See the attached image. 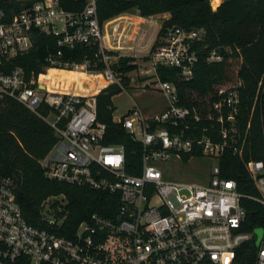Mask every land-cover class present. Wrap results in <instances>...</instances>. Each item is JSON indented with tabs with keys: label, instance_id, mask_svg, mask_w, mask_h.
<instances>
[{
	"label": "built area",
	"instance_id": "2783aa9c",
	"mask_svg": "<svg viewBox=\"0 0 264 264\" xmlns=\"http://www.w3.org/2000/svg\"><path fill=\"white\" fill-rule=\"evenodd\" d=\"M219 2L209 0V5L214 9ZM96 4L84 0L77 12L64 9L58 0H36L15 12L0 7V97L15 99L52 127L55 141L38 160L43 175L106 190L117 199L113 209L92 211L63 234V194L43 198L40 220L34 223L17 201L16 179L0 173V264H242L237 248L246 241L254 245L249 264H264V230L255 244L254 227L240 229L244 209L235 181L221 176L217 164L226 146L240 155L243 139L239 146L231 144L239 80L211 103L215 114L205 118L215 125L201 126L195 133L200 114L179 104L175 84L154 71L156 64L172 66L186 79L200 57L217 62L223 55L216 48L201 54L202 27L169 25L157 34L161 23L145 44L132 36L126 51L115 52L125 46L112 48L104 34L114 39L119 22L99 21ZM34 30L56 35L59 48L45 56L49 66L44 72L26 77L21 66L7 65L10 57L30 47ZM76 43L96 44L93 56L80 61L59 57L60 47ZM143 47L152 65V76L144 84L156 90L165 105L144 115L133 101L112 119L141 143L138 172L130 173L123 144L103 142L105 123L96 117V94L112 83L122 87L121 73L112 63L119 55L136 56ZM48 67L87 73L92 86L74 90L61 87L58 80L54 87L40 83ZM42 103L48 108L45 113L37 112ZM149 120L159 124L150 127ZM183 153L189 160L210 159L200 179H177L165 172L161 163L181 162ZM244 166L257 191L253 198L264 205V162L249 158Z\"/></svg>",
	"mask_w": 264,
	"mask_h": 264
},
{
	"label": "trees",
	"instance_id": "16d2710c",
	"mask_svg": "<svg viewBox=\"0 0 264 264\" xmlns=\"http://www.w3.org/2000/svg\"><path fill=\"white\" fill-rule=\"evenodd\" d=\"M33 1L36 0H0V7L15 12ZM58 2L64 9L77 12L81 10L84 0ZM130 8H135L142 16L168 12L157 34L169 25L202 27L204 37L199 45L204 47L201 54L216 48L223 55V59L217 62H207L200 57L193 66L192 75L186 79L177 75L175 67L162 64L154 66L159 79L170 80L175 84L178 103L200 114L201 119L195 122L196 127L193 128L195 133H199L201 126H208L209 123L215 125L213 119L205 118L215 114L211 103L239 80V100L231 144L239 146L243 139L240 155L232 152L231 145L226 146L217 164L221 176L235 181L238 202L244 209L240 229L251 230L261 226L264 230V205L253 198L257 191L244 166V160L249 158L264 162V0H220L214 9L210 7L209 0H97L96 4L99 21ZM58 48L56 35L34 30L30 47L10 57L7 67L19 65L26 77L36 76L49 66L45 56L55 53ZM95 49L96 44L62 46L59 57L80 61L85 56L92 57ZM133 60L132 56L119 55L116 62L112 63V67L121 73L122 87L129 81L125 73L136 67ZM39 79L40 83L45 82L50 87H54L57 80L61 82V87L74 90H86L92 86L89 74L53 67H48ZM120 88L112 83L96 94V117L105 123L103 142L122 143L125 170L136 173L141 143L131 137L120 121H113L111 116V96ZM47 109L42 103L37 112L45 113ZM149 124L154 127L159 122L149 120ZM54 141L52 127L37 113L13 98L0 97V173L16 179L17 201L31 222L40 220V202L43 198L50 194H63L66 211L60 232L68 234L90 212L106 213V209H113L117 199L114 193L106 190L45 177L38 160ZM187 155H181L182 161H186ZM253 248V243L249 241L239 245V263H250Z\"/></svg>",
	"mask_w": 264,
	"mask_h": 264
},
{
	"label": "rangeland",
	"instance_id": "374dc122",
	"mask_svg": "<svg viewBox=\"0 0 264 264\" xmlns=\"http://www.w3.org/2000/svg\"><path fill=\"white\" fill-rule=\"evenodd\" d=\"M24 1V0H18ZM168 12L156 13L148 15V18L152 17L156 23H161V21L168 17ZM142 15H139L135 8H130L124 12H120L108 18H115L118 24L117 30L119 34L115 36L119 39H113L110 37V43H113L115 47L123 45L125 47L120 49H115V52L126 51V45L131 43L130 40L132 36H137V31L139 30L138 25L141 22ZM144 21V20H143ZM147 25V24H146ZM141 25L140 29H144V34L141 37L140 44H145L146 39L149 36L148 26ZM130 37V39H128ZM136 39V38H135ZM112 45V44H111ZM147 48L143 47L137 51V55L133 57V62L136 67L127 72L129 78L128 85L120 88L117 93L111 96V102L113 105V110L111 113L112 119H117L120 114L124 113L125 110L135 101L144 115L153 114L154 111L165 105V100L161 95L154 89L150 88L148 84H144V81L152 76V65L149 61V56L147 55ZM210 163L208 158L199 159H187L186 161L174 162L167 161L161 163L162 167L169 177L177 179H200V175L207 170Z\"/></svg>",
	"mask_w": 264,
	"mask_h": 264
},
{
	"label": "crops",
	"instance_id": "0c3cea01",
	"mask_svg": "<svg viewBox=\"0 0 264 264\" xmlns=\"http://www.w3.org/2000/svg\"><path fill=\"white\" fill-rule=\"evenodd\" d=\"M140 17H142V20H141V22H139V25H138L139 30L137 31V36L140 38L139 40H141V37L145 31H144V29H142V27L140 29V26L143 24L144 25L147 24L146 26H148L149 36L147 37L146 41H148L149 38H151V36L155 32L156 27H157V23L155 22V20L152 19V17H150V18H148V16H140ZM56 69H58V68H56ZM163 108H164V105L161 108H159L158 110L154 111V113L161 111ZM148 115H151V114H148Z\"/></svg>",
	"mask_w": 264,
	"mask_h": 264
},
{
	"label": "water",
	"instance_id": "95a60500",
	"mask_svg": "<svg viewBox=\"0 0 264 264\" xmlns=\"http://www.w3.org/2000/svg\"><path fill=\"white\" fill-rule=\"evenodd\" d=\"M254 232H255V239H254V243L256 244L257 243V241H258V239H259V237H260V234H261V232H262V227L261 226H256V227H254Z\"/></svg>",
	"mask_w": 264,
	"mask_h": 264
},
{
	"label": "bare ground",
	"instance_id": "6f19581e",
	"mask_svg": "<svg viewBox=\"0 0 264 264\" xmlns=\"http://www.w3.org/2000/svg\"><path fill=\"white\" fill-rule=\"evenodd\" d=\"M219 0H212V3L214 4V3H216V2H218ZM104 38H105V41L109 44V45H111L112 43H110V37H109V35L107 34V32H105V34H104ZM111 46H113V45H111ZM72 71H75V72H80V71H78V70H72ZM87 74V73H86Z\"/></svg>",
	"mask_w": 264,
	"mask_h": 264
}]
</instances>
